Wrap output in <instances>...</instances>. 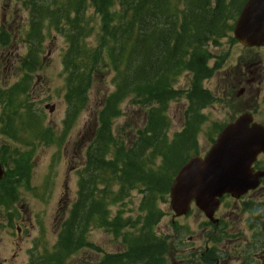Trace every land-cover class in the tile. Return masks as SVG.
I'll list each match as a JSON object with an SVG mask.
<instances>
[{
  "label": "trees",
  "instance_id": "16d2710c",
  "mask_svg": "<svg viewBox=\"0 0 264 264\" xmlns=\"http://www.w3.org/2000/svg\"><path fill=\"white\" fill-rule=\"evenodd\" d=\"M244 2L23 1L29 16L28 50L20 64L24 78L14 86L27 94V100L14 101L20 93L13 91L14 86L0 89V135L29 151L16 155L12 151L17 149L9 152L5 145L0 147V162L6 167L0 181V212L11 208L17 187L25 183L30 187L35 144L52 142L50 129L41 127L28 102L30 74L41 67L43 28H53L65 39L61 61L68 122L86 110L96 87H106L92 116L75 201L62 222L54 251L36 258L37 264H62L70 253L92 248L87 234L94 229L123 246L98 264H162L168 250L154 232L162 217L159 205L165 203L179 167L197 154V136L206 120L202 111L215 101L203 83L221 67L229 46L236 45L231 31ZM2 33L0 44L5 48L8 40H2ZM180 77L186 80L184 88H177ZM183 97L182 128L169 138V106ZM126 109H135L140 124L131 126L126 121L115 133L114 121ZM134 193L140 196L136 207Z\"/></svg>",
  "mask_w": 264,
  "mask_h": 264
},
{
  "label": "rangeland",
  "instance_id": "374dc122",
  "mask_svg": "<svg viewBox=\"0 0 264 264\" xmlns=\"http://www.w3.org/2000/svg\"><path fill=\"white\" fill-rule=\"evenodd\" d=\"M23 1L0 0V24H4L3 33L9 37L5 48L0 44V89L11 88L24 78L20 64L28 50L25 39L29 16ZM42 33L44 38L40 53V58L43 60L42 66L30 74L31 96L28 102L39 115L41 127L50 129L52 134L49 140L52 142L47 145L35 144L32 153L33 171L29 180L31 188L29 183L28 188L25 187L26 183L17 187V198L11 208L0 212V252L1 254L10 250L17 252L16 264H25L30 258L34 260L54 251L62 222L66 219L70 205L75 200L78 172L82 167L84 149L92 135L90 132L92 116L99 109L100 97L106 88L105 86L96 87L89 96L86 110L82 111L75 120L68 122L61 63L66 43L63 36L52 28H43ZM222 47L227 49L225 41ZM249 60H261L264 67V50L248 51L239 45L229 46L228 56L225 57L221 67L214 71L212 78L203 83V87L214 94L217 100L203 111L206 122L201 127L197 138L199 155H204L210 146V139L215 138L216 133L213 128H221L250 105L246 102L247 97L249 98L248 94L236 96L243 86L231 88L230 81L237 67H243ZM213 61L214 59L211 60L210 66L215 63ZM245 86L247 91L251 90L250 86ZM177 87H185L184 77L179 78ZM224 88L227 92L223 97L221 94ZM261 88L264 91V85ZM109 89L111 90L110 87ZM16 90L20 91L15 96L17 100L12 98L16 103L21 104L27 100L25 99L27 94H23L22 90L14 86L13 91ZM45 105L54 106L53 112L49 113ZM185 105L183 97L169 106V138L182 128ZM262 106L260 103V108ZM132 110L135 111V109ZM132 110L126 109V113L114 121L115 133L126 121L131 126L140 124V115H134ZM2 112L0 106V114ZM259 117L264 118V108L259 109ZM3 145L8 151L17 149L16 152L12 151L16 155L29 151L28 147L12 143L0 135V147ZM132 198L136 207L140 196L134 193ZM164 201L165 203L159 205L162 217L154 228L156 237L161 239L165 237L164 235L173 234L169 197L165 196ZM201 223V217L195 211L176 220L177 227L182 228L180 233L183 234L184 242L186 241L184 249L189 250L202 243L197 236L200 233ZM17 228H20V233L17 232ZM189 237H192L194 242L188 243ZM87 239L93 245L92 248L70 253L62 264H98L103 256H111L123 250L121 241L103 230H91L87 234ZM13 243H17V246L15 247ZM167 264H169V258Z\"/></svg>",
  "mask_w": 264,
  "mask_h": 264
},
{
  "label": "flooded vegetation",
  "instance_id": "af4514ba",
  "mask_svg": "<svg viewBox=\"0 0 264 264\" xmlns=\"http://www.w3.org/2000/svg\"><path fill=\"white\" fill-rule=\"evenodd\" d=\"M237 68L230 78L231 88L243 86L236 93L237 97L249 95L246 102L250 105L243 112H249L253 122L264 126V118L259 117V109L264 108V91L261 88L264 85V67L261 60H249L243 67ZM245 85L250 86L251 90L247 91ZM226 92L224 88L223 97ZM260 103L263 105L261 108ZM252 168L254 172L264 171V155H258ZM194 211L201 217L197 236L202 243L189 250L184 249L186 241L180 233L182 228L177 227V218L172 216L173 234L164 235L161 239L168 250L163 254L162 264H167L168 258L169 264H264V177L259 180L255 190L240 198L223 195L211 218ZM17 232L20 233V228H17ZM187 242H194V239L189 237ZM13 244L17 246V243ZM1 253L0 264H16L17 252L10 250ZM25 264L32 262L28 260Z\"/></svg>",
  "mask_w": 264,
  "mask_h": 264
},
{
  "label": "water",
  "instance_id": "95a60500",
  "mask_svg": "<svg viewBox=\"0 0 264 264\" xmlns=\"http://www.w3.org/2000/svg\"><path fill=\"white\" fill-rule=\"evenodd\" d=\"M232 31L245 48L264 46V0H246ZM260 153L264 154V127L244 113L220 131L204 157L194 156L180 167L169 187L174 216L187 214L194 202L211 218L223 194L239 198L253 190L264 176L251 168ZM3 176L0 164V179Z\"/></svg>",
  "mask_w": 264,
  "mask_h": 264
}]
</instances>
